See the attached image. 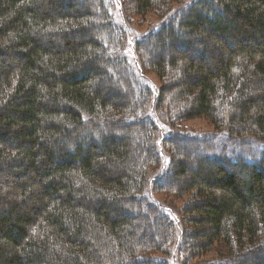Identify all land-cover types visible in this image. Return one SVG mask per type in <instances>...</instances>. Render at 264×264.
I'll list each match as a JSON object with an SVG mask.
<instances>
[{"label":"trees","instance_id":"trees-1","mask_svg":"<svg viewBox=\"0 0 264 264\" xmlns=\"http://www.w3.org/2000/svg\"><path fill=\"white\" fill-rule=\"evenodd\" d=\"M129 1L174 14L133 45L170 47L149 65L179 78L162 91L172 113L213 129L158 138L173 126L148 106L157 85L119 70L128 50L105 56L122 51L114 0H0V264H182L214 243L223 260L203 264H264V0ZM159 192L185 198L186 226Z\"/></svg>","mask_w":264,"mask_h":264},{"label":"rangeland","instance_id":"rangeland-1","mask_svg":"<svg viewBox=\"0 0 264 264\" xmlns=\"http://www.w3.org/2000/svg\"><path fill=\"white\" fill-rule=\"evenodd\" d=\"M83 1L84 2H82V3L85 6L92 3V0H83ZM113 4L115 5V9L113 11V14L115 17L113 18V20L117 23L119 22L122 25L125 33L123 31L124 35H123V41L121 42L122 43V48H120V50H122L121 52L119 50H115V49H111V48L109 50L108 47L106 48L104 46L105 47L104 50L106 51V53H105L106 58L111 59V58H113L114 55L119 54V53L124 54V52L126 50H128V52L131 56L132 67L130 66L126 69L124 67H119V70L126 75L125 77H129V75L131 76V73H130V71H131L133 73V76L137 80V77L135 76V72L138 76L136 68H137L138 64L140 65L141 69L146 72L147 78H149L148 81L153 83L155 86L157 85V89H158V91L157 90L156 91H150V93L148 94V96H147L148 97V106L150 105L149 102L151 99H152L151 100L152 107H153L155 102L159 101L156 108H155L158 119L163 124L164 123L171 124L174 128V129H171L173 132H179V130H182V131H180L181 134H183V133L187 134L186 132L191 133V132H199V131H203V132L211 131V129H213V125L205 116L187 119V118H182L181 117L182 115L179 116V115H175L172 113L171 105L169 104V100L167 98V95H164L166 93L163 94V92L166 91L167 85L171 83L170 80L179 79V78L175 77V76H177L175 74L173 76H171V75L168 76V74H166L167 78L163 79L160 76H158V74L155 73V71L150 69L152 67H150L149 64H154V61L157 60L156 59L157 57H160L164 61H167L169 59L168 55L170 54V52H169L170 47L165 45L161 48L162 52L158 51L159 48H156V47H158V46H156L158 43V40H155V38H152V40H150L149 45H146V43H147L146 41H141L139 46L142 47V50L139 49L137 46H134L135 42L142 38L143 33H145L150 28H153L156 25L160 24V22L163 19H165L167 17H171L174 14H170V15H167V16L159 19L157 12H154L153 10L148 11L145 14L138 13L134 9V7L132 6V3L129 0H116V2L114 0ZM92 5L95 7L94 4H92ZM174 6H177V4L175 3ZM165 20H163V21H165ZM171 25H172V23L170 22L169 26H171ZM95 37H96V39H98V41H100V43L104 39L101 36L99 38L98 35ZM133 43H134V45H133ZM102 46H103V44H102ZM106 46H107V44H106ZM108 46H110V45H108ZM190 48H191V50H195V47H193V46H191ZM191 52H190V54L193 55ZM185 53H188V52L186 51V52H183L182 54H185ZM132 57L134 60L132 59ZM133 78L131 79V81H133ZM120 79L124 80L122 77H120ZM134 82H135V85L137 86V88L141 87V84H137L136 81H134ZM129 83H131V82L128 81V83L126 82V84L124 83L125 84L124 85V84H122V82H120L118 90L122 93H127L128 92L127 89L129 90V86L131 87V85ZM110 85L117 86L118 84L114 83V81H111ZM158 92H159V94H158ZM157 94L159 95V98H157V100H154L153 98L156 97ZM161 94H162V98H161ZM164 96H166V97H164ZM146 106H147V101H146V103L143 104V107H146ZM139 113H140L139 115H141L140 111H139ZM161 123L157 122V124H161ZM142 124L147 125V122L144 121V123H142ZM123 128L124 127L121 128V131L123 133H114L111 130H109V131L107 130V132L105 134L107 136H111V135L112 136H116V135L119 136L120 135L122 137H121V139H119V141H123V139L126 138L124 135L129 134V133H126ZM162 133H163V135L173 134L170 132V130L165 128L164 130L158 131V135H159L158 138L159 137L162 138ZM137 136L139 137L140 134H137ZM152 136H153V138H155V141H156V131L152 132ZM135 137L136 136H134V138ZM91 138H92V140L95 141L97 139V135L95 133H93L91 135ZM115 138H117V137H115ZM128 139H129V135L127 136V142L129 143L130 140H128ZM180 146H181L180 149H182V147H189L191 145H189V143H187V144L185 143L184 145L180 144ZM189 148H191V147H189ZM189 151H191V150H188L187 154L185 153V156L188 155L189 158L196 159V157L194 155H192L191 153H189ZM188 169H193V167L191 168L190 166H188ZM157 183H159V182L157 181ZM165 195H166V197H165ZM154 196L160 200H163V201L169 203L171 206H173L177 210L180 218L182 219L181 220L182 226H186L188 224V222L183 219V214H181L182 210H183L182 207H183L185 198H183V199L176 198V197L173 198L174 195L169 196L167 193H163V192L162 193H160V192L156 193ZM180 196L182 197V195H180ZM137 207H138V204L137 205L135 204L134 208L136 209ZM141 209L143 210V207H141ZM145 211L147 212V214L146 213L145 214L147 217L148 225L152 226V229L149 231H151V233H152L154 229H157V227L154 226L155 223H152V222L156 221L158 215L156 213H153V212L148 211V210H145ZM141 222H144V221L141 220L139 223H141ZM143 228L144 227H142V225H141L142 230H143ZM173 231L174 230H171V228H169V233H170L169 236L173 234ZM188 233L189 232H187V235H188ZM158 239H160V240H158ZM161 239H162V237L161 236L159 237V235H158V238L156 237V240H158L159 242L161 241ZM170 246L171 245H168V246H166V248H163L164 250H166L165 251L166 253L160 252L157 249H151L150 251L142 252L141 258L144 260H146V259H152L153 260V259H157V258H159V259L160 258H163V259L168 258L169 259L168 256H170V255H168V250H169ZM184 248L185 247L182 246L181 251H184ZM220 250H221V248L217 247V244L214 243L211 247H207V251H204L203 254L200 255L199 257H194V258L189 260L188 255H187V260H185L182 264H184V263L185 264H203V263H209L212 261L217 262L219 260H223L221 253H219ZM172 251H173L172 257L174 258V256L176 257V248H173ZM186 251H188L186 253H190L191 250H189V248H187ZM200 262H202V263H200Z\"/></svg>","mask_w":264,"mask_h":264},{"label":"bare ground","instance_id":"bare-ground-1","mask_svg":"<svg viewBox=\"0 0 264 264\" xmlns=\"http://www.w3.org/2000/svg\"><path fill=\"white\" fill-rule=\"evenodd\" d=\"M165 128L166 129H169V130H171V129H174V128H172L170 125H168V124H165ZM172 131V130H171ZM161 137H159V139H160Z\"/></svg>","mask_w":264,"mask_h":264}]
</instances>
